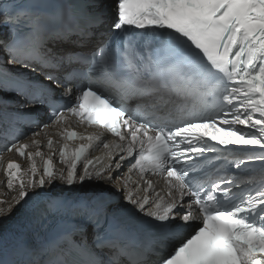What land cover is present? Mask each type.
Here are the masks:
<instances>
[{"label":"snow or ice","instance_id":"obj_1","mask_svg":"<svg viewBox=\"0 0 264 264\" xmlns=\"http://www.w3.org/2000/svg\"><path fill=\"white\" fill-rule=\"evenodd\" d=\"M96 7L0 0V93L46 105L51 122L29 138L15 130L18 115L0 114V135L16 141L6 139L3 150L29 162L3 165L0 217L36 204L56 181L102 179L115 187L122 213H109L103 192L70 209L52 200L35 207L78 218L49 241L39 264H264V0H113L103 31ZM16 65L39 69L43 81L9 70ZM69 121L96 130L79 133ZM49 127L63 129L66 169L56 171L52 153L41 151L37 137ZM101 145L108 163L97 167L104 157L87 153ZM149 173L162 178L159 192ZM95 249H107V258Z\"/></svg>","mask_w":264,"mask_h":264},{"label":"bare ground","instance_id":"obj_2","mask_svg":"<svg viewBox=\"0 0 264 264\" xmlns=\"http://www.w3.org/2000/svg\"><path fill=\"white\" fill-rule=\"evenodd\" d=\"M48 134L51 133V131H47ZM42 134V133H41ZM30 138V137H29ZM40 140V138H37ZM29 150H34V148H30ZM41 151L45 154H48L47 151L41 148ZM13 156L12 153H7L5 155L6 158H11ZM37 166L39 167V161H37ZM24 166L28 167L29 162L27 159L24 162ZM0 182H2V178L0 177ZM57 183H62L60 181H57ZM51 186V185H49ZM5 189L3 187V184L0 183V192H3ZM15 195V191L11 192L8 194L7 199L10 201L12 196ZM20 206H18L14 211H12L9 215L0 217V244L4 241H7L11 238V236L14 233V228L17 226V222L19 219V214H20Z\"/></svg>","mask_w":264,"mask_h":264},{"label":"water","instance_id":"obj_3","mask_svg":"<svg viewBox=\"0 0 264 264\" xmlns=\"http://www.w3.org/2000/svg\"><path fill=\"white\" fill-rule=\"evenodd\" d=\"M19 218H20V214H19Z\"/></svg>","mask_w":264,"mask_h":264}]
</instances>
